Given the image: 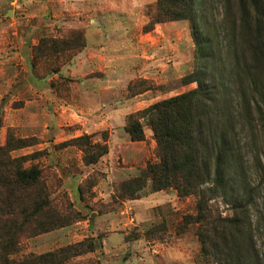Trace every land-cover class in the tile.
<instances>
[{
  "label": "rangeland",
  "instance_id": "obj_1",
  "mask_svg": "<svg viewBox=\"0 0 264 264\" xmlns=\"http://www.w3.org/2000/svg\"><path fill=\"white\" fill-rule=\"evenodd\" d=\"M156 1L0 0V147L8 136L30 142L10 158L29 156L24 166L42 169L56 216L66 221L25 238L19 255L100 236L101 250L70 264H203L194 231L179 229L195 215L197 198L153 192L149 183L137 192L128 187L156 160V143L143 119L144 141L131 142L127 116L197 87L180 84L196 66L191 24L144 30ZM222 12L218 0H208L210 22ZM94 23L101 29L88 38ZM76 34L85 38L81 52L83 45H70ZM46 42L55 45L44 52ZM263 125L257 120L252 133L245 123L236 129L254 221L264 218ZM82 136L108 148L96 165L85 166L82 149L69 145ZM210 205L231 215L220 197ZM256 241L264 252L263 238Z\"/></svg>",
  "mask_w": 264,
  "mask_h": 264
},
{
  "label": "trees",
  "instance_id": "obj_2",
  "mask_svg": "<svg viewBox=\"0 0 264 264\" xmlns=\"http://www.w3.org/2000/svg\"><path fill=\"white\" fill-rule=\"evenodd\" d=\"M199 1L157 0L156 14L144 28L151 32L166 22L191 24L196 66L180 84L197 87L127 116L124 129L131 142L144 141L143 119L156 143V160L128 187L137 192L149 183L153 192L172 189L181 200L197 198L195 215L184 217L179 229L194 231L203 264H264L256 241L257 236L264 240V218L252 217L254 201L236 135L239 123L249 133L257 120L264 124V0H218L223 7L218 22L207 17L208 0ZM76 35L70 45H83L81 52L85 38ZM54 45L46 42L43 51ZM29 145L8 136L0 147V264H70L101 250L99 236L41 255H19L25 238L66 223L56 216L42 169L25 167L29 156L10 158L12 151ZM69 145L82 149L85 166L108 153L106 145H93L89 136ZM219 197L231 215L213 210L210 203Z\"/></svg>",
  "mask_w": 264,
  "mask_h": 264
},
{
  "label": "crops",
  "instance_id": "obj_3",
  "mask_svg": "<svg viewBox=\"0 0 264 264\" xmlns=\"http://www.w3.org/2000/svg\"><path fill=\"white\" fill-rule=\"evenodd\" d=\"M4 1H5V0H3V2H4ZM11 4H13V3H10V5H11ZM97 29L100 30L101 27H100L98 24H96V23H94V24L92 25L91 28L87 29L88 38H89V31H90V30H93L92 33L95 34V33L97 32ZM92 33H91V34H92ZM97 33H98V32H97ZM88 38H87V39H88ZM87 43H89V42H87ZM102 48H103V45H100V49H102ZM87 52H89V49H88V48H87Z\"/></svg>",
  "mask_w": 264,
  "mask_h": 264
}]
</instances>
